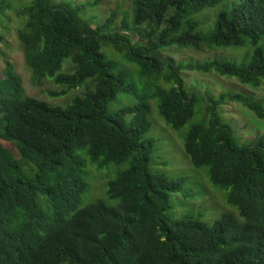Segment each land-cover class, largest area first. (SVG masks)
Listing matches in <instances>:
<instances>
[{
	"label": "trees",
	"instance_id": "trees-1",
	"mask_svg": "<svg viewBox=\"0 0 264 264\" xmlns=\"http://www.w3.org/2000/svg\"><path fill=\"white\" fill-rule=\"evenodd\" d=\"M5 3L0 0V23ZM222 3L225 8L211 19L200 18ZM85 7L31 0L17 31L36 82L50 79L64 88L53 96L83 86L82 95L64 106L27 96L14 65L4 58L0 264H264V141L238 143L219 114V107L233 102L264 120V97L223 92L213 98L209 91L187 90L181 76L213 73L259 88L264 0H131L130 15L119 26L116 11L93 26L81 18ZM197 15L201 22L214 20L207 34ZM171 46L248 49L238 60L176 64L162 57ZM115 53L134 72L111 59ZM121 96L129 105L110 111ZM151 101L172 130L191 122L181 136L189 163L206 169L211 186L241 220L227 213L211 224L200 214L167 216L182 182L152 170ZM198 103L202 117L193 122ZM2 143L13 146L18 157ZM86 160L99 169L127 168L107 181L104 198L81 206L89 191Z\"/></svg>",
	"mask_w": 264,
	"mask_h": 264
},
{
	"label": "rangeland",
	"instance_id": "rangeland-1",
	"mask_svg": "<svg viewBox=\"0 0 264 264\" xmlns=\"http://www.w3.org/2000/svg\"><path fill=\"white\" fill-rule=\"evenodd\" d=\"M30 1L5 0L6 3L0 23V33L3 37V44L0 46V74L3 70L4 58H7L14 65L16 73L20 76L27 96L45 101L51 105L64 106L73 97L82 95L85 87L80 86L76 89L68 90L62 96H53L52 94L54 92H60L64 88L55 85L50 79L40 82L34 80L31 70L24 62L21 45L17 37L18 29L24 25L26 20V17L21 12ZM62 1H69L74 5H85L87 8L85 7L81 11V18L89 20L93 26L98 23H103L112 11H116L114 22L119 26L122 17L124 15L129 17L131 10V0H104L95 7H88L85 4L92 3L94 0H52V3L56 4ZM224 8L225 3H222L213 8L206 9L201 13L205 14L200 16V18L208 16L211 19L212 14L214 15ZM199 15L195 18L201 22L198 19ZM213 21L205 20L201 22L200 29L204 34H207L212 28ZM205 27H207V30L203 31ZM225 49L208 50L203 48L197 51L194 49H179L171 46L168 50L162 52V57L176 64L203 63L204 61L212 59L238 60L244 56V50H247L248 47H230ZM120 58V55L116 53L111 56V59L115 61H121ZM120 67L127 69L129 72H134V67L123 62ZM181 76L184 79L187 90L194 88L200 94L209 91V95L213 98H217L223 92H243L251 95L254 99L264 97V81L259 88L253 89L240 85L235 79L221 77L213 73L202 74L195 71H183L181 72ZM122 98L124 99L125 97L121 96L110 104V111H115L127 104L129 105L128 101H122ZM150 105L151 111L149 119L153 126L148 137L155 141L151 156L152 170L163 172L170 178L179 179L182 182L181 190L170 198L171 208L167 212V216L170 219H178L187 214L193 216L200 214L203 221L211 224L223 213H227L241 220L237 210L226 202L224 194L211 186L206 176V169H194L189 163L183 150L181 136L186 133L191 122L179 131L172 130L158 115L155 101H151ZM219 114L222 121L229 126L238 143L245 144L254 143L257 140L264 141V120L256 118L239 104L227 102L225 105L219 107ZM201 117L200 105L198 103L192 121L197 122ZM2 145L10 149L15 157H18L13 146L8 143H2ZM83 158L87 159L85 156ZM97 167V165H92L86 160V169L88 172L86 181L89 184V191L83 197L81 206L87 205L98 198H104L107 181L113 179L118 171L126 169L127 164L122 166L109 164L103 166L101 169Z\"/></svg>",
	"mask_w": 264,
	"mask_h": 264
}]
</instances>
